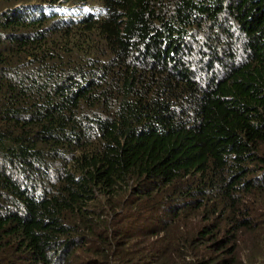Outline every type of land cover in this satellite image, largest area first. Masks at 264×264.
<instances>
[{
  "label": "trees",
  "instance_id": "1",
  "mask_svg": "<svg viewBox=\"0 0 264 264\" xmlns=\"http://www.w3.org/2000/svg\"><path fill=\"white\" fill-rule=\"evenodd\" d=\"M0 264H264V0H0Z\"/></svg>",
  "mask_w": 264,
  "mask_h": 264
}]
</instances>
